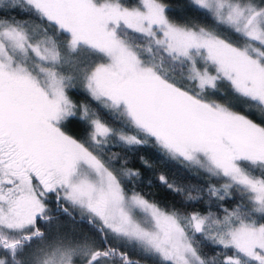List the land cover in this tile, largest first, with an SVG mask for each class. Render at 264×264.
Here are the masks:
<instances>
[{"label": "snow or ice", "instance_id": "1", "mask_svg": "<svg viewBox=\"0 0 264 264\" xmlns=\"http://www.w3.org/2000/svg\"><path fill=\"white\" fill-rule=\"evenodd\" d=\"M188 9L0 0V264H264V0ZM141 148L204 186L147 198Z\"/></svg>", "mask_w": 264, "mask_h": 264}, {"label": "trees", "instance_id": "2", "mask_svg": "<svg viewBox=\"0 0 264 264\" xmlns=\"http://www.w3.org/2000/svg\"><path fill=\"white\" fill-rule=\"evenodd\" d=\"M171 7L176 11L177 18L180 15L186 14L194 22L197 23H211L210 20L206 21L199 13L192 12L188 9L189 0H167ZM74 98L83 99L82 94L77 91ZM76 134H79V129H72ZM114 151H121L119 147H115ZM143 156L147 159L152 167H145L140 157ZM128 166L132 169L139 170L141 172L142 180L136 185L137 190L146 195L147 198L154 200L161 206L165 207H181L185 198L178 193L169 190L158 181L160 174L165 175L170 182L176 184L179 187L187 188L192 185L204 186L205 177L203 175L197 176L194 172L186 170L182 165L177 162H168L162 159L155 149L141 148L136 152H128ZM195 194V193H193ZM193 208L196 210H203L204 204H193ZM189 210H192L191 208ZM62 224L65 226L68 221L65 218H61ZM88 232L89 227L87 224L80 225L78 231ZM55 231V230H54ZM211 248H205V251L211 252ZM129 255L133 258L141 259V264H151L150 260L143 259L138 250L128 249Z\"/></svg>", "mask_w": 264, "mask_h": 264}, {"label": "rangeland", "instance_id": "3", "mask_svg": "<svg viewBox=\"0 0 264 264\" xmlns=\"http://www.w3.org/2000/svg\"><path fill=\"white\" fill-rule=\"evenodd\" d=\"M83 231V230H82Z\"/></svg>", "mask_w": 264, "mask_h": 264}]
</instances>
